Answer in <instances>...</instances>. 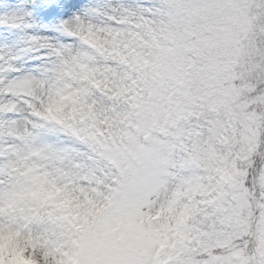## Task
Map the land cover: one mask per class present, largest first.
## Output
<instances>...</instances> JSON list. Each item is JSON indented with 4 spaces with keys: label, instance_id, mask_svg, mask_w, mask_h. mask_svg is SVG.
<instances>
[{
    "label": "snow or ice",
    "instance_id": "1",
    "mask_svg": "<svg viewBox=\"0 0 264 264\" xmlns=\"http://www.w3.org/2000/svg\"><path fill=\"white\" fill-rule=\"evenodd\" d=\"M0 264H264V0H0Z\"/></svg>",
    "mask_w": 264,
    "mask_h": 264
}]
</instances>
